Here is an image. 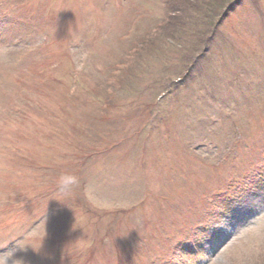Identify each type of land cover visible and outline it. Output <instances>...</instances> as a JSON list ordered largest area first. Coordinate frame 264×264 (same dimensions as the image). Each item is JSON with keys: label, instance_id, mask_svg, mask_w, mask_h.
I'll list each match as a JSON object with an SVG mask.
<instances>
[{"label": "rangeland", "instance_id": "rangeland-1", "mask_svg": "<svg viewBox=\"0 0 264 264\" xmlns=\"http://www.w3.org/2000/svg\"><path fill=\"white\" fill-rule=\"evenodd\" d=\"M194 1L0 0V254L264 264V0ZM86 152L101 157L86 194L48 190L59 167L86 168ZM229 175L258 184L199 233L200 252L166 262L176 242L200 250L193 229Z\"/></svg>", "mask_w": 264, "mask_h": 264}, {"label": "clouds", "instance_id": "clouds-1", "mask_svg": "<svg viewBox=\"0 0 264 264\" xmlns=\"http://www.w3.org/2000/svg\"><path fill=\"white\" fill-rule=\"evenodd\" d=\"M56 183L58 191L71 193L79 185L80 178L69 171H63L58 175ZM19 261L14 258V252L0 254V264H19Z\"/></svg>", "mask_w": 264, "mask_h": 264}, {"label": "trees", "instance_id": "trees-1", "mask_svg": "<svg viewBox=\"0 0 264 264\" xmlns=\"http://www.w3.org/2000/svg\"><path fill=\"white\" fill-rule=\"evenodd\" d=\"M195 1H198V0H195ZM194 1V3H198V2H195ZM188 3H189V1H188ZM193 3V2H192ZM237 4V2H234V3H232L231 5H230V8L224 13L225 15L227 14V12L229 11V10H231L232 8H234V6ZM238 5V4H237ZM224 18V17H223ZM222 18V19H223ZM222 22V20H220L218 23H217V25L213 28V32H217L218 31V28H219V25H220V23ZM231 160H233V159H231ZM231 160H229V161H231ZM228 161V162H229ZM243 186H245L246 184H245V182H243V183H241ZM235 186V185H234ZM242 186V187H243ZM236 188H239L238 186H235Z\"/></svg>", "mask_w": 264, "mask_h": 264}]
</instances>
